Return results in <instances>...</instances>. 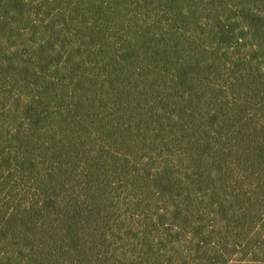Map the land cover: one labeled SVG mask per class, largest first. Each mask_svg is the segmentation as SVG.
<instances>
[{
  "label": "trees",
  "instance_id": "16d2710c",
  "mask_svg": "<svg viewBox=\"0 0 264 264\" xmlns=\"http://www.w3.org/2000/svg\"><path fill=\"white\" fill-rule=\"evenodd\" d=\"M0 264H264V0H0Z\"/></svg>",
  "mask_w": 264,
  "mask_h": 264
}]
</instances>
